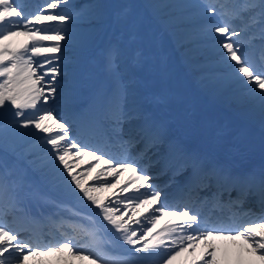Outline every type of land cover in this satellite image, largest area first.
<instances>
[{
    "label": "snow or ice",
    "instance_id": "1",
    "mask_svg": "<svg viewBox=\"0 0 264 264\" xmlns=\"http://www.w3.org/2000/svg\"><path fill=\"white\" fill-rule=\"evenodd\" d=\"M68 2L44 0L32 12L25 10V0H0V151L10 132L33 140L25 153L33 156L27 161L31 174L0 157V264H32L37 256H54L47 264H173L185 252L191 256L185 264H219L217 241H242L239 246L264 264V222H244L252 216L244 208L250 194L257 196L258 218L264 221V167L243 171L234 164L250 145L227 126L199 118L168 92L151 89L142 75L150 71V59L136 46L134 26L129 25L126 41L116 39L100 50L105 79L87 83L77 72L76 54L87 34L74 25L91 24L95 13L70 12L62 7ZM201 6L216 15L201 29L211 49L195 68L201 83L231 85L230 99L254 102L264 128V0H233L230 11L221 0H201ZM127 16L125 9L118 19ZM256 41L254 58L249 47ZM177 43L184 47L186 38L178 34ZM58 92L67 114L57 103ZM74 128L88 136L72 135ZM153 149H163L156 160L149 155ZM82 157L103 165L91 182L83 179ZM161 159L164 167L153 174ZM170 167L173 177L186 173L171 201L168 185L152 183ZM125 173L130 175L118 181L117 192L97 195L117 187L109 180ZM56 194L75 197L102 217L88 233L91 248L80 245L75 227L60 214L68 206ZM33 208L59 232L54 245L25 237L36 219ZM108 232L115 237L112 243L130 246L126 258L115 260L98 245ZM196 242L203 245L199 254Z\"/></svg>",
    "mask_w": 264,
    "mask_h": 264
},
{
    "label": "rangeland",
    "instance_id": "2",
    "mask_svg": "<svg viewBox=\"0 0 264 264\" xmlns=\"http://www.w3.org/2000/svg\"><path fill=\"white\" fill-rule=\"evenodd\" d=\"M26 1L31 2L32 0H25V3L27 5L28 2ZM35 1L38 4L33 2L32 6L30 8H26L25 10L34 12L38 8L43 6V2L40 3L38 2V0ZM74 1L75 0H69L68 4L62 7H67L70 12L77 11L80 13L89 11L99 12L100 8L103 9L104 13L106 14V17H103V19H111L105 32V36L107 38L109 35L108 42L114 41L116 39H123L126 41L127 29L129 25L135 27V30L138 34V41L136 46L143 48L150 59V71L142 73V75L145 76V78L148 80V84L150 85L152 90L168 92L173 97L174 101L179 102L183 105L188 104L187 106H190V108L194 110L196 115H199V118L205 119L214 124L225 125L241 136L254 137L258 134L257 132H251L245 124H242V122H239L233 116V112L251 111L252 108L248 105V102L238 104L232 101L230 99V97L232 96L231 91L222 88L224 85L221 87L220 85H205L201 83L199 77L197 76H194V81L197 83V85H194L193 79L185 75L180 70L168 46L167 35L158 28L153 19H149L146 16V12L143 10V5L141 3H139L140 6L139 4L136 5L133 0L132 2L125 3V5L119 9V6H117L116 3L115 5L113 4V0H101L98 4V8L95 10L94 1L96 2V0H80L79 2ZM146 1L150 3V6L154 9L153 11L157 14V16H160V18L164 21L170 20L172 22L170 25L165 24L168 28L171 25L173 26L172 34L176 32V35L179 34L180 36L186 38V47L182 49V54L184 55L187 65H190L191 70L195 71V68L198 66L199 61H202L206 57L201 50L197 49V46L194 42V39H196L197 37H202L205 35L202 34V32L196 35L195 31L198 28V23L203 22L204 17L215 14L208 13L206 9H204L205 12L195 10L196 6L201 5V0ZM228 2L230 3L229 0L224 1V3ZM216 6L219 7V5ZM93 8L94 10H92ZM125 9H127L128 11V16L123 20L118 19V14ZM95 20L97 19H94L93 21ZM98 30L100 33H98L99 35H97V37L94 39L91 46L82 54H80L81 52L78 54L76 52L80 59V62L77 66V72L83 78H85L87 83H95L96 81L105 79L104 73L101 71L99 59V52L103 43V31H101L100 29ZM42 46H49V42H44ZM69 55H72V51L69 52ZM84 61L87 62L86 65L85 63L81 64ZM66 80L67 77H63L61 80V85H64ZM200 87H205L206 90L215 95L219 99V105H215L203 100V98L201 97L202 92L199 90ZM225 91L227 92L225 93ZM56 99H59L57 100V102H59L58 105L60 106V109L65 110L66 106L64 98L59 96ZM187 101H189L190 103H187ZM60 102H62L63 105H61ZM229 108L232 109L230 110ZM256 115L257 118L256 116H253L252 118H254L255 121H261L260 111L257 110ZM23 137L24 136H20L11 132L6 134L4 141H9L12 145H19L21 143L22 145L19 147L21 152H18L15 156L10 155V153H8L4 149L3 151H0V157H3V159L9 163V165L14 164L18 168L26 170L27 172H29V174H31L30 166L27 165V162L23 163L22 158L28 160L33 159L32 155L25 154L29 145L33 143V140L26 139L27 136H25L24 140L28 141L22 142ZM255 148H257V146ZM84 203L90 204V202L86 201ZM75 207L79 208L77 206H74V208ZM72 210L73 209H70L72 215L77 216ZM80 221L83 222V220Z\"/></svg>",
    "mask_w": 264,
    "mask_h": 264
},
{
    "label": "bare ground",
    "instance_id": "3",
    "mask_svg": "<svg viewBox=\"0 0 264 264\" xmlns=\"http://www.w3.org/2000/svg\"><path fill=\"white\" fill-rule=\"evenodd\" d=\"M132 1L133 0H113V4L115 5V3H116L117 6H119V9H120L121 7H123L125 5V3L132 2ZM195 10H198V11H201V12H205L204 9L200 5L196 6V9ZM228 11H230V7H229ZM214 20H216V15H209V16L204 17L203 22H199L198 23V28L195 31V34L196 35L200 34L202 32L201 31L202 26L205 25L206 23L212 22ZM254 32H258V29L255 30ZM194 42H195V44L197 46V49L201 50L205 56H211V49L209 47L210 41L205 36L197 37L196 39H194ZM185 47H186V44H185L184 47H181L180 46L181 49H184ZM250 52L254 54V51H253V48L252 47L250 48ZM192 74L195 75V76H197V77H199L198 76V73L196 71H193ZM180 85H178V86H180ZM222 88H224L225 90H230L231 91V94L233 95V92L232 91L234 89H233V87L231 85L225 84ZM226 92L227 91H225V93ZM178 93H180V92H178ZM227 95H230V94H227ZM58 96H60L59 95V92H58L57 97ZM185 98H186V96H185ZM57 100H59V99H57ZM183 100H184V98H183ZM188 102L189 101H187V103ZM245 102H248V105L252 108L251 111L248 110L250 113L256 114V112H254V110H257V109L259 111L258 106L254 102H252V101H245ZM245 116H247V115H245ZM248 116L251 117L250 115H248ZM258 116H259V114H258ZM256 118H257V116H256ZM262 129H264V128H262V126H261V129L260 130H262ZM26 139H31V137H27ZM245 140L247 141V139H245ZM21 145L22 144L12 145L11 142L4 141V149L7 150L9 153L15 152ZM253 153H255V152H253ZM79 162L82 164V175H83V179L85 181H89V182H91L90 181V177L91 176H94L96 174V172L99 170L100 167H103V165L99 161H91V158H89V157H82L81 158V161H79ZM89 162L91 163V167L88 166ZM234 163H237L239 165L240 164H249V163H251L252 165L264 164V155L262 156V158L254 157V155L253 156H250V157H245V156L237 157V158L234 159ZM129 175H130V173H125L123 175L118 176L115 180H109V183L110 184L117 185V187H108V188H105V189H103L102 191H100L97 194L100 197H109L113 192H117L118 187H119L118 181H125ZM101 179H105V177L102 176ZM121 211H123L122 207H121ZM137 211H139V209H137ZM166 220H167V217H165L164 219L160 220L158 222V224H157V228L162 227L163 224L166 222ZM261 222H264V221L261 220ZM255 223H260V222H255ZM45 224L48 225V228L51 230V233L52 234H54L55 232H57L50 223H49L50 225L48 223H45ZM36 225L37 224L34 223V222L32 224H30L29 225V231L26 232V235H31L32 233H37V231H36ZM74 226L79 227V225L77 223ZM242 243H243L242 241H236V242H231V241H217L218 250H217V253H216V258L219 261V264H259V261L257 260L256 256L252 255L248 251H244L239 246ZM196 244H197V247L195 249V252H196V254H199L201 252V250L203 249V245L200 242H196ZM244 247H247V246L245 245ZM86 248H91V246L86 247ZM85 255H87V251L85 252ZM238 257H239V259H238ZM189 259H191V256L189 255L188 252H185V253H182L180 256H178L176 258V260L173 261V264H185V262L187 260H189ZM49 260L54 261L55 260V257L54 256H37V257H33L32 258V264H47V261H49ZM76 264H90V261L89 260L76 261Z\"/></svg>",
    "mask_w": 264,
    "mask_h": 264
}]
</instances>
